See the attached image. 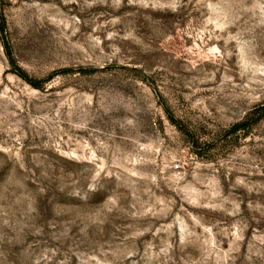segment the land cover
I'll return each mask as SVG.
<instances>
[{"label":"rangeland","instance_id":"1","mask_svg":"<svg viewBox=\"0 0 264 264\" xmlns=\"http://www.w3.org/2000/svg\"><path fill=\"white\" fill-rule=\"evenodd\" d=\"M0 264H264V0H0Z\"/></svg>","mask_w":264,"mask_h":264},{"label":"trees","instance_id":"2","mask_svg":"<svg viewBox=\"0 0 264 264\" xmlns=\"http://www.w3.org/2000/svg\"><path fill=\"white\" fill-rule=\"evenodd\" d=\"M21 76H22L25 80H29L28 77H27L25 74L21 73ZM31 82H32V81H31ZM32 83H33L34 85H37V83H35V82H32ZM248 122H249V119H248L246 122H243V123H241V124H238V125L233 126L231 132H232V133H237L238 131H240V130L246 128L247 125H248Z\"/></svg>","mask_w":264,"mask_h":264}]
</instances>
